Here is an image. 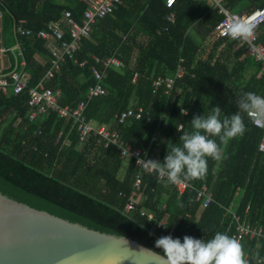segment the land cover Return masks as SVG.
<instances>
[{
  "label": "trees",
  "instance_id": "obj_1",
  "mask_svg": "<svg viewBox=\"0 0 264 264\" xmlns=\"http://www.w3.org/2000/svg\"><path fill=\"white\" fill-rule=\"evenodd\" d=\"M243 1L227 0V4L241 13L245 8ZM263 3L264 0L260 5ZM83 8L82 0H0L4 40L8 46L20 41L29 73L28 87L42 78L50 60L45 41L35 33L45 29L50 21L59 20L66 10L80 21ZM168 10L165 0H123L113 13L97 19L89 35L81 40L74 57L85 61L84 65L67 58L45 82L60 90L61 106L73 107L96 81L89 69L94 63L91 55L100 58L116 55L122 59L124 66L107 67L101 80L107 92L91 97L85 114L94 122L110 124V128L119 131L122 140L140 148L149 159L156 157L161 162L167 151L180 143L179 124L180 129L189 131L195 115L206 116L219 106L223 119L238 111L236 100L243 93L264 94V73L259 70V62L245 54V45L238 40L217 38L214 46L221 44L218 53H210L193 64L199 46L191 28L203 25L211 33L222 18L208 0H176L175 19L171 23L165 19ZM21 20L32 34L16 31ZM7 52L12 65L0 75L21 67L18 52L15 49ZM180 54L187 58L188 73L175 79L169 93L164 92L163 84L155 89L154 77L173 73ZM134 55L135 64L131 65ZM39 56L43 62H39ZM136 71L138 76L134 80ZM28 87L19 93L12 88L8 92L0 90L3 188L102 225L160 253L155 242L163 236L179 238L181 242L185 235L205 241L217 232L233 237L235 213L241 221L262 226L261 234L244 235L239 240L246 254L259 245L258 250L264 256V152L258 150L263 129L254 126L246 115L243 136L222 145L226 159L220 162L209 159L203 179L190 181L188 188L178 193L175 185L165 187L154 174L140 171L138 200L133 209L124 212L139 172L134 159L121 157L116 145L104 146L97 135L91 134L80 142L71 120L60 117L54 110L30 120ZM139 106L144 108L140 119L116 122V114ZM204 185L213 191V199L198 216L201 205L197 189ZM141 209L152 211V220ZM159 221L168 224L167 227L158 226Z\"/></svg>",
  "mask_w": 264,
  "mask_h": 264
},
{
  "label": "built area",
  "instance_id": "obj_2",
  "mask_svg": "<svg viewBox=\"0 0 264 264\" xmlns=\"http://www.w3.org/2000/svg\"><path fill=\"white\" fill-rule=\"evenodd\" d=\"M85 1L86 7L83 10V17L80 22H77L71 16L70 11L66 10L59 20L49 22L45 29H40L35 33L36 37L45 39L50 44L51 63L42 78L35 85L28 87L29 73L24 69L13 70L8 75H0V90L8 92V90L12 88L14 93H19L28 87V104L30 107L28 116L30 120L35 119L38 115L46 114L48 110H54L60 117L71 120L72 126L77 131L78 140L80 142L85 141L91 134L97 135L103 140L104 146L108 144L116 145L120 150L121 157L133 158L135 166L139 168V172L135 176L132 190L124 204L123 211L127 212L134 208L141 188L140 171H143V169L137 164V160L138 158L145 160L149 159L148 154H143L140 148L132 147L127 141L122 140L119 131L115 128H110V124L94 122L92 119L87 118L85 114L86 106L88 101L91 100V97L107 92L106 87L101 82L106 73V68L108 66L120 68L125 65L124 61L116 55H109L102 58L92 56L91 58L94 63L89 66V69L96 81L90 84L84 99L79 100L73 107L69 105L61 106L58 103L60 90L58 88L53 89L45 84V81L53 77L54 73L60 69L67 58H74V62L78 63L79 66L84 65L85 61L77 62V59L74 57L80 49L81 40L89 35L91 26L97 19L104 18L113 13L118 5L123 2V0ZM175 1L176 0H165V4L169 8L166 14V20L169 22H173L175 18V11L173 10ZM208 1L211 3V7L217 4V0ZM213 10L216 9L213 8ZM217 13L222 15V18L214 27V33L217 38L228 37L226 35V30L232 19H244L255 25V31L250 38V42L238 41V43L245 45L248 54L259 62L260 72L264 73V42L260 40L258 36V28L264 23V3L251 8V10L247 12L237 13L230 10L226 0H222V9L218 10ZM23 23L24 20H21L19 25L16 24V31L25 35L32 34L33 32L30 29H26L22 26ZM66 35H68V38L65 37ZM186 68L185 57L180 56L173 74H158L154 77L153 85L155 89L163 84L164 92L169 93L174 85L175 79L182 77L187 71ZM137 76L138 72L136 71L133 79L135 80ZM143 112L144 108L142 106L138 108L128 107L116 114L115 120L118 123H122L128 118L140 119ZM253 125L263 129L261 139L258 143V150L264 152V127L258 126L255 123H253ZM180 127L181 124L178 125V128ZM118 145L123 148L124 151ZM153 160L157 159L153 158ZM190 184L189 181H186L175 185V188L178 193H182ZM119 195H122V193H119ZM197 199L200 201L201 207L204 208L212 201L213 191L208 189L206 185L201 186V188L197 189ZM141 213H145L148 218L153 217V212L150 210L141 209ZM233 217L235 218L236 229L232 234L233 237L240 239L244 235L252 237L262 233L261 225H254L246 221H241L239 220V216L235 213H233ZM159 222L163 223V221ZM159 222L157 223L158 226L161 225Z\"/></svg>",
  "mask_w": 264,
  "mask_h": 264
},
{
  "label": "clouds",
  "instance_id": "obj_3",
  "mask_svg": "<svg viewBox=\"0 0 264 264\" xmlns=\"http://www.w3.org/2000/svg\"><path fill=\"white\" fill-rule=\"evenodd\" d=\"M212 7L217 11L221 10L222 0H217V4ZM254 31L253 23L244 19H232L226 35L233 40L250 42ZM236 105L238 111L223 119L219 106H215L206 116H193L189 131L177 128L181 133L180 143L167 151L162 162L138 158L137 164L144 173L154 174L165 187L203 179L208 172L209 159L216 162L226 159L222 145H227L229 141L245 133V115L253 123L264 127V96L245 92L237 97ZM182 114H185L183 109ZM159 223L165 227L168 225ZM155 243L161 249L167 264H264V256L258 250L259 245L246 254L239 239L223 232L215 233L207 241L185 235L183 242L179 238L163 236Z\"/></svg>",
  "mask_w": 264,
  "mask_h": 264
},
{
  "label": "water",
  "instance_id": "obj_4",
  "mask_svg": "<svg viewBox=\"0 0 264 264\" xmlns=\"http://www.w3.org/2000/svg\"><path fill=\"white\" fill-rule=\"evenodd\" d=\"M1 48L2 41L0 52ZM0 264H167V260L135 239L0 185Z\"/></svg>",
  "mask_w": 264,
  "mask_h": 264
},
{
  "label": "crops",
  "instance_id": "obj_5",
  "mask_svg": "<svg viewBox=\"0 0 264 264\" xmlns=\"http://www.w3.org/2000/svg\"><path fill=\"white\" fill-rule=\"evenodd\" d=\"M59 1H63V0H59ZM262 0H249V4L247 5V7H245V8H243V11H241V13H244V12H247V11H249V10H251V8H253V7H255V6H252V5H256V6H259L260 5V2H261ZM82 2L84 3V8L86 7V1L85 0H82ZM226 3H227V0H226ZM228 5V4H227ZM229 6V5H228ZM250 6H252V7H250ZM230 7V6H229ZM248 7H250V8H248ZM84 8H83V10H84ZM247 8H248V10H247ZM82 10V11H83ZM230 10L231 11H234V12H237L236 10H232V8H230ZM214 11H216V10H214ZM217 12V11H216ZM238 13H240V12H238ZM219 14V13H218ZM1 17H2V12L0 11V33H1V38H0V42L2 41V48H1V52H0V73L2 72V71H4V70H7V69H9V67H11V65H12V60H11V58H10V56H9V54H8V52H7V50L9 49V50H11V49H15L17 52H18V56L21 58V62H20V69H24V70H26L25 69V66H26V64H25V58H24V53H23V50H22V46H21V43H20V41L19 40H16V42H15V44L14 43H12V45H7V43H8V41L7 40H4L5 39V36H4V33H3V30H2V26H1ZM82 17H83V14H82ZM165 19H166V16H165ZM175 19V18H174ZM81 20H82V18H81ZM80 20V21H81ZM80 21H77V22H80ZM168 21V20H167ZM50 22H52V21H50ZM169 22V21H168ZM169 23H171V22H169ZM164 28H166V27H164ZM190 32L192 33V36H193V39L195 40V42H196V44L199 46L198 47V53H199V55H198V53L195 55V57H194V61H193V64H196V62H197V60L199 59V58H207V57H209L210 56V53H213L214 55L216 54V53H218V51H219V49H220V47H221V44H219V45H217L216 47L214 46L215 45V42H216V39H217V36L215 35V33H214V30H212V32L211 33H207L206 32V28L202 25V26H200L199 27V29H197V28H195V29H193V28H191V30H190ZM206 32V33H205ZM13 33H14V38H16L17 36H16V31H15V26H14V29H13ZM263 33V36L261 35ZM258 36H259V38H260V40H262L261 39V37L262 38H264V24L263 25H260L259 26V28H258ZM44 41H45V48L48 50V52H49V56H50V60H49V66H50V63H51V53H50V44H49V42L48 41H46L45 39H43ZM264 42V41H263ZM8 46V47H7ZM208 47V50H209V54L207 55V57H204L203 56V52H205V50H206V48ZM217 50V51H216ZM245 54H247V55H249L248 54V52H247V50H246V48H245ZM92 56H94V55H91V57ZM180 56H183L182 54H180L179 56H178V58L180 57ZM199 56V57H198ZM183 57H185V60H186V65H187V58H186V56H183ZM37 59L39 60V62H43V59L39 56V57H37ZM135 60H136V58H135V55L131 58V65H134L135 64ZM178 60V59H177ZM77 62H81V61H77ZM177 63V62H176ZM48 66V67H49ZM175 68H176V66H175ZM187 68H188V65H187ZM186 68V69H187ZM107 69V68H106ZM47 70V69H46ZM174 71H175V69H174ZM174 71H173V73H174ZM173 73H167V74H173ZM188 73V70L186 71V73L185 74H187ZM185 74H183V75H185ZM158 75V74H157ZM156 75V76H157ZM48 80V79H47ZM46 80V81H47ZM45 81V82H46ZM156 158V157H155ZM157 159V158H156ZM123 174V171H121L120 172V175H122ZM202 207H200L199 209H198V211H197V215L199 216L200 214H201V212H202Z\"/></svg>",
  "mask_w": 264,
  "mask_h": 264
},
{
  "label": "rangeland",
  "instance_id": "obj_6",
  "mask_svg": "<svg viewBox=\"0 0 264 264\" xmlns=\"http://www.w3.org/2000/svg\"><path fill=\"white\" fill-rule=\"evenodd\" d=\"M248 4H249V1H248V0H245V1L242 2V5H243L244 7H247ZM208 54H209V50H208V47H207L206 50H205V52H203V56H204V57H207ZM198 55H199V53H198ZM198 57H199V56H198Z\"/></svg>",
  "mask_w": 264,
  "mask_h": 264
}]
</instances>
